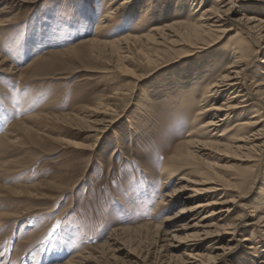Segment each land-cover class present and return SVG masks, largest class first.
I'll list each match as a JSON object with an SVG mask.
<instances>
[{"label":"rangeland","instance_id":"rangeland-1","mask_svg":"<svg viewBox=\"0 0 264 264\" xmlns=\"http://www.w3.org/2000/svg\"><path fill=\"white\" fill-rule=\"evenodd\" d=\"M261 3L250 10L263 18ZM124 13L102 30L98 20L105 14L103 0H28L0 14V60L5 61L4 70L0 67V264L167 260L154 233H118L117 246L104 245L117 229L156 225L166 216L153 214L160 185L155 186L158 170L153 179L148 166L154 160V167H161L166 155L162 146L173 149L183 138L165 142L167 136L160 131L170 120L156 118L168 107L162 104L164 98L151 95L175 70L163 67L148 75V66L131 50L134 58L122 62L130 72L122 75L114 59L66 51L86 40L111 41L170 22L149 16L144 25H134L144 28L135 32ZM54 59L53 66L44 67ZM137 76L144 80L135 83ZM116 92L123 96L113 98ZM99 103L119 117L92 148V122L97 118L90 119L89 113ZM187 218L189 214L176 225ZM82 252L86 260L71 262ZM243 252L239 255L244 258Z\"/></svg>","mask_w":264,"mask_h":264},{"label":"bare ground","instance_id":"bare-ground-1","mask_svg":"<svg viewBox=\"0 0 264 264\" xmlns=\"http://www.w3.org/2000/svg\"><path fill=\"white\" fill-rule=\"evenodd\" d=\"M26 1L0 0V14ZM263 1L103 0L101 30L113 18H122L123 12L135 32L144 28L134 25H144L149 16L170 22L111 41L97 37L66 50L114 59L122 75L130 72L122 62L134 58L131 50L148 66V75L163 67L175 70L170 77L175 84L168 78L151 95L164 98L162 104L168 107L161 108L156 118L170 120L171 125L164 124L160 131L167 136L165 142L183 138L173 149L162 146L169 157H161V167H154V160L148 166L153 179L158 170L155 186L160 185L153 214L166 216L156 225L112 231L105 247L117 246L118 233H154L165 264H264V17L250 10ZM212 50V56H202ZM55 61L44 62V67L50 68ZM183 61L181 69H176ZM0 67L4 70V60ZM142 77H135V83H141ZM121 95L116 92L113 98ZM90 111V119L97 118L90 136L93 148L119 116L115 118L114 110L100 103ZM118 148L117 144L114 152ZM221 160L239 165H220ZM233 168L238 170L228 172ZM187 214L189 218L176 225ZM242 249L244 258L239 255ZM85 254L71 262L86 260Z\"/></svg>","mask_w":264,"mask_h":264}]
</instances>
